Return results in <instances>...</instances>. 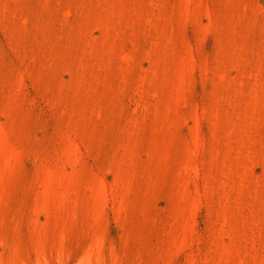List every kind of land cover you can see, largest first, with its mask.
Segmentation results:
<instances>
[{
    "label": "rangeland",
    "instance_id": "1",
    "mask_svg": "<svg viewBox=\"0 0 264 264\" xmlns=\"http://www.w3.org/2000/svg\"><path fill=\"white\" fill-rule=\"evenodd\" d=\"M0 264H264V0H0Z\"/></svg>",
    "mask_w": 264,
    "mask_h": 264
}]
</instances>
